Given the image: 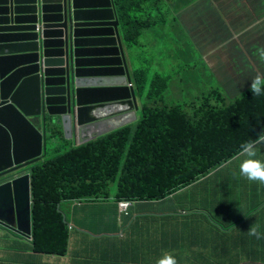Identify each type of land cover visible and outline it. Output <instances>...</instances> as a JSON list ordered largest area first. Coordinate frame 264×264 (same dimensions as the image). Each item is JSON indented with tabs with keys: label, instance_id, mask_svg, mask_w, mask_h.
Instances as JSON below:
<instances>
[{
	"label": "trees",
	"instance_id": "trees-1",
	"mask_svg": "<svg viewBox=\"0 0 264 264\" xmlns=\"http://www.w3.org/2000/svg\"><path fill=\"white\" fill-rule=\"evenodd\" d=\"M223 1L235 4L232 0ZM160 2L162 0H114L126 44L130 50L141 44L146 48L139 56L141 61H137V68L133 58L134 87L141 101L139 121L94 142L63 152L56 148L63 138L59 143L49 140L46 158L31 167V241L17 239L15 245L8 247L14 255L33 253L39 257H64L73 230H69L66 211L62 210V206L72 205L71 212L69 210V221L72 223L71 219L79 209L73 205V201L109 206L121 200L149 202L183 197L190 203L188 214L181 217L185 219L183 226L189 223L188 220L193 221V227L197 225L199 221L194 220L193 212L201 213L199 217L202 223L205 220L219 228L225 227L224 223L229 224L224 216L228 207L223 205L225 202L220 203L217 197L218 193H223L224 183L227 182L226 186H229V183L235 184L237 180L235 177L227 180L228 174L226 179H217L223 168L217 169L237 154L241 144L264 134V95L254 96L246 88L241 91L242 86L250 84L256 76V69L247 67L241 70L243 72L236 79L218 82L219 79L212 77L206 80L204 75L209 76L210 72L197 58L200 52L195 49L196 44L190 50L181 43V53L183 49V54L191 55V61H195L185 75V87L180 88V95H187L184 98L189 101L188 110L187 106L176 101V97H170L172 79L158 71L163 67V62L168 63L167 59L174 54L170 52L167 57L165 52H161L162 47H153L161 39L147 34L156 26L153 11ZM191 3L192 0H181V9ZM147 41L151 44V55L148 57ZM169 50L177 51L171 47ZM197 64H201V67L196 74H192L191 70L196 69ZM178 67L177 73L181 74V62ZM152 74V83L146 87ZM245 76L250 80L241 81ZM229 84L234 87V94L239 91L241 94H233V98L228 100L224 91L231 94ZM225 86L227 89L223 90ZM210 87L213 89L210 90ZM54 137L58 139L63 136L60 133ZM49 151L54 154L49 156ZM111 186H114L113 193ZM57 206L60 212H57ZM257 206L264 210L263 202ZM187 231L190 237L197 234L192 227ZM179 237L181 253L184 237L181 234ZM241 251L240 248L238 252ZM94 252L91 243L83 245L78 263L91 264L93 259L89 257ZM34 258L30 259L33 261Z\"/></svg>",
	"mask_w": 264,
	"mask_h": 264
},
{
	"label": "water",
	"instance_id": "water-1",
	"mask_svg": "<svg viewBox=\"0 0 264 264\" xmlns=\"http://www.w3.org/2000/svg\"><path fill=\"white\" fill-rule=\"evenodd\" d=\"M124 42L114 0H0L4 231H16L22 217L31 224V167L59 130L79 147L139 121Z\"/></svg>",
	"mask_w": 264,
	"mask_h": 264
},
{
	"label": "crops",
	"instance_id": "crops-1",
	"mask_svg": "<svg viewBox=\"0 0 264 264\" xmlns=\"http://www.w3.org/2000/svg\"><path fill=\"white\" fill-rule=\"evenodd\" d=\"M232 2L235 4L231 5L223 0H192V3L184 9H181V0H162V2L158 3L160 10L158 13L161 15L171 13L172 20H177L175 30L178 33L170 36L168 48L179 49L181 47V26L184 28L185 33L191 36L194 26L198 23V38L195 43V49L200 52V56L197 57L198 60L200 59L210 72L209 76L204 75L206 80L212 77L219 79L218 82H222L225 79H236L243 72L241 70L250 66L258 71L260 70L261 60L257 49L264 48V0H232ZM210 10L213 12L216 21L219 22V33H217V36L221 42L217 39L209 41L205 39L206 33L202 30V27L207 21L205 14ZM153 12L157 11L154 10ZM189 12H199L201 16L198 19L182 16V14ZM166 21L167 19L165 18ZM171 27L173 25H168L166 30ZM120 31L122 33L121 28ZM147 34H150L151 37L157 36L162 41L167 33L165 30L159 31L156 25L148 30ZM157 42L153 44V47L157 45ZM124 43L127 51L128 49L131 51V53L128 51L131 55L134 48L130 50L126 42ZM170 52L174 54L173 57L179 58L181 62L180 50H172ZM158 56L163 59L161 54ZM131 58L133 62V55H131ZM164 60L166 59L164 58ZM160 62L161 60L159 59L158 63ZM169 66L171 67L173 64L169 63L168 68ZM258 74L263 75L262 72H256V75ZM176 84L179 85L176 79L170 82L171 90L169 89V94L173 98H175V94L179 95L181 93V91L173 92L172 87ZM247 86H242L241 91L244 88L249 90ZM241 91H239V94H241ZM230 93L234 94L233 91ZM140 115L139 112L138 116L140 117ZM71 142L76 144L73 141ZM260 149L261 156L264 157V145H261ZM236 174L237 172L233 166H227L220 172L217 179L227 178L229 180L230 177H235L238 181ZM226 185L227 182L224 183L223 193H218L217 198L220 203L228 201L229 188L236 186L237 182L235 184L229 183V186ZM141 205L143 206H139L137 209L133 208V213L136 218H141L143 221L144 237L140 246H135L136 248L133 247L132 249L128 248L130 252L129 258H125L121 262H119V256L122 247L117 244H121V241L125 239L126 234L131 230L134 223L126 225L123 222V218L126 217L119 215V211L116 210L114 204L109 206L97 204L92 216L86 213L78 215L79 224L72 217V223L69 222L74 229L69 235V253L73 259V264H79L77 259L80 258L83 245L87 243H91L98 250L102 249L100 250L101 258L110 260L108 263L91 264H157V261L162 260L165 254L173 255L177 260V264H180V259L184 261V264H264V218H262V225H258L262 234L260 240L247 234L249 220L246 219L237 221L234 224L224 223L225 227L222 228L213 224L210 226V235L204 236L202 230L207 222L204 220V223H202L199 217L201 213L199 212H193L195 215L194 220L198 219L199 221L197 225L193 227V221L190 222L188 220L189 223L183 226L185 219L181 217L188 214L190 206L189 201L183 197H172ZM217 212L220 214L219 210ZM224 216L226 217V212ZM78 225H80V228H78ZM95 225L96 228L94 227ZM117 227L121 232L117 231ZM190 227L195 228L197 234L194 237L189 236L190 232L187 230ZM30 230L31 226L27 216L18 219L16 231L13 234L0 228V260H2L0 264H6L4 261L9 260V255L14 253L8 247L15 245L17 237H24L23 235H26V232L30 234ZM118 233L120 235H116ZM180 234L184 237L182 238L184 247L181 253L178 240ZM86 239L89 242H86ZM238 247L242 249L241 252H238L240 249ZM23 254L18 257L13 254V258L19 259V261H15L19 262L17 264H65L63 261L56 262V259L52 260L36 256V258L33 257L34 260L32 261L30 255ZM123 254L127 255L126 250ZM2 255L4 257L1 259ZM21 259L22 262H20Z\"/></svg>",
	"mask_w": 264,
	"mask_h": 264
},
{
	"label": "rangeland",
	"instance_id": "rangeland-1",
	"mask_svg": "<svg viewBox=\"0 0 264 264\" xmlns=\"http://www.w3.org/2000/svg\"><path fill=\"white\" fill-rule=\"evenodd\" d=\"M154 10L157 11V12H153V14L157 19L155 21V23H158L156 25L158 26L159 31L165 30L167 33L166 36L163 37L161 42H157V46L162 47V52H165L167 57H168L170 55V51L168 48L169 43H170V36L176 35L178 33V31L175 30V23L177 22V20L176 19L172 20L171 13L163 14V15L158 13L160 11L158 6H155ZM182 16L186 17V18L198 19V18H200L201 14L199 12H191V13L189 12V13L182 14ZM205 16L207 17V21H205V23L202 27V30L205 31V33H206L205 39L207 41H209L211 39L212 40L217 39L219 42H221V40L217 36V33H219V26H218L219 22H217L216 19L214 18L213 12L210 10L205 14ZM163 18H166L167 21L164 22L163 20H160ZM170 24L173 25V27L168 28V30H166L167 29L166 27ZM197 25H198V23L194 26L193 31L191 33V36L187 35L185 33L184 28L181 26V43H184L188 48H190V50H193V47L195 46V43H196L197 38H198L197 37V34H198L197 33V29H198L197 27L198 26ZM228 32H230V31H228ZM147 45H148L147 51H149V54L146 55V57L151 55V44L148 41H147ZM133 48L134 49L132 50L131 55H133L134 60L136 61L135 67L137 68V66H138L137 61H141L139 56L142 55V51H145L146 48H145L144 44L139 45L137 48L136 47H133ZM177 50L181 51V47ZM128 51H129V49H128ZM129 52L131 53V51H129ZM183 52H184V50L182 49V53H181V74L177 73L178 69H179L178 64L180 63V61H179V58H176V57H172V58L167 59L168 63L163 62V67L158 70L159 72L164 73L166 75V77H170L172 80L176 79L177 82H179V85L176 84L172 87L174 93H177L178 91H180V88L182 89L185 87V75L187 73V70L190 69V67L192 68L193 64L195 62V61H191V55H187L185 53L183 54ZM169 63H172L173 66H171V67L169 66V68H168ZM196 66H197L196 69L191 70L192 74H196L199 71L201 64H197ZM256 72H258V73L262 72V74L264 75V62L261 61L260 70L259 71L256 70ZM175 73H177V74L174 75ZM153 76H154L153 74L149 75V82H148L146 87H149L151 85ZM181 77H184L182 81H180ZM248 80H250V77L245 76V77L241 78V81H248ZM218 85H220V84H218ZM227 86L223 87V90L227 89ZM229 87H231L232 91H234V87H232V85L229 84ZM247 87H249V85ZM224 95H225V98L229 100V99H232L234 95L239 96V92H235L234 95L233 94L231 95V94H228L227 92L224 91ZM186 96H187L186 94H184L183 97L180 94L179 95L175 94V97L177 98L176 101L178 103H181V105H183V106H187V109L190 110L189 109V107H190L189 101H187V99L184 98ZM180 98H181V100H178ZM144 101L145 100H143V102ZM186 102H187V105H186ZM59 132L61 133L60 130H59ZM61 138H63V137H58V139L53 140V142L59 143ZM75 146H76V144L72 143L71 141H66L63 138V140L60 142L59 145H57L56 148L60 152H63L65 150L71 149ZM52 154H54V153L49 151V156ZM239 163L240 162L235 160L234 164H233V168L237 173H239V171H238ZM237 179H238L237 185L231 186L229 188L228 201L225 202L226 204H228L227 205L228 212H226V217L228 218L229 224H233L237 221H242L244 219H247V220H249V223L247 225L248 229L253 224L262 225V218H264V210L259 209V207L257 205L260 202L264 203V185H260L257 182H250L247 179H245L239 175H237ZM110 191L112 193L114 192V186L110 187ZM76 206L79 207L78 213L74 214L73 217L76 220V222L78 223V220H77L78 215H84L86 213V214H89V216H92L94 214V211L96 209L97 204L96 203L85 204V202L84 203L81 202V203H78L77 205H75V207ZM139 206H143V205L136 204L134 207H132L128 210V217L123 218V222L126 225H129L132 222L134 223V225L131 228V230L127 233L128 237L126 234L125 239L123 241H121V244H117L118 246L122 247V249L120 251L119 262L123 261L125 258L128 259L129 254H130L128 248L132 249L135 246H140L141 241L144 237V235H143V227H144L143 221L141 218H136V216H134V213H133V208L137 209ZM70 209H72V205L71 206H69V205H63L62 206V210L66 211V217L68 220L71 218V214L69 213ZM255 211H257V212L253 214V212H255ZM70 212H71V210H70ZM249 214H251L252 217L258 216L259 219L255 218V217L254 218L247 217ZM91 224H93V223H91ZM211 225H213V224L207 223L205 225V227L203 228L202 231L204 233V236L210 235V226ZM94 227L96 228V225ZM14 230L15 229L10 230V233H12V234L15 233ZM117 231L121 232L118 229V227H117ZM80 232L82 233L83 231H80ZM116 235H120V233H118ZM17 239L22 240L23 238L17 237ZM86 242H89L88 239H86ZM179 244H180V240H179ZM94 249H95V252L93 253V255L91 257H89V259L90 258L93 259V261L91 263H104V262L108 263L110 261L109 259L101 258V256H100L101 254H100L99 250L95 247H94ZM100 250H102V249H100ZM125 250H126L127 255L123 254V252ZM115 252H117V251H115ZM19 255H21V254L15 255V257H18ZM0 256H1V254H0ZM65 256L60 257L62 259L51 258V257H44V258H48V259H52V260L56 259V262L63 261V262H65V264H73V259L71 257V254L69 253V247H68V253ZM3 257L4 256L2 255L1 259ZM77 260H79V258ZM1 261L2 260H0V262ZM8 261L15 263V261H19V259L13 258V254H10ZM180 261H181V262H179L180 264H184V261H182V259H180Z\"/></svg>",
	"mask_w": 264,
	"mask_h": 264
},
{
	"label": "clouds",
	"instance_id": "clouds-1",
	"mask_svg": "<svg viewBox=\"0 0 264 264\" xmlns=\"http://www.w3.org/2000/svg\"><path fill=\"white\" fill-rule=\"evenodd\" d=\"M162 20L165 22V18H163ZM257 53H258L259 59L262 62H264V48L257 49ZM247 92H251L252 95L254 96L264 95V75H259V74L256 75L251 81V83L249 84V90H247ZM260 145H264V134L259 135L258 138L255 140H250L248 142L241 144L240 150L237 152V154L231 156L230 159L225 161L223 166H221L217 170L221 168L225 169V167L227 166H233L234 161L236 160L240 162L239 168H238L239 173H237L236 175H239L247 179L250 182H257L260 185H264V158H260L262 155L261 149L260 147H258ZM152 202H156V201L139 202V201H134V200L132 201L121 200V201L113 202V204L115 205L116 210L119 211L120 216L128 217V210L134 207L136 204H151ZM78 203H81V202L73 201V205H77ZM122 203L129 204V206L127 207L125 211H122L119 208V204H122ZM256 212L257 211L253 212V214ZM254 217L257 219L259 218L258 216H254ZM67 221L69 222V220ZM120 222H121V219H120ZM68 226H69V230L74 229L72 225L70 224V222L68 223ZM247 234L251 237H255L257 240H260L262 238V234L259 231L258 225L256 224H253L250 226L249 230L247 231ZM31 237L32 235H31V230H30V236L28 237L30 238V241H31ZM16 241H17V238H16ZM23 255H28V254H23ZM29 255H31L32 257H35V256L39 257L38 255H34L33 253ZM157 264H177V260L175 259L173 255L165 254L162 260L157 261Z\"/></svg>",
	"mask_w": 264,
	"mask_h": 264
},
{
	"label": "built area",
	"instance_id": "built-area-1",
	"mask_svg": "<svg viewBox=\"0 0 264 264\" xmlns=\"http://www.w3.org/2000/svg\"><path fill=\"white\" fill-rule=\"evenodd\" d=\"M131 87V86H130ZM129 206L128 203H122V204H119V208L120 210L122 211H125L127 209V207Z\"/></svg>",
	"mask_w": 264,
	"mask_h": 264
},
{
	"label": "bare ground",
	"instance_id": "bare-ground-1",
	"mask_svg": "<svg viewBox=\"0 0 264 264\" xmlns=\"http://www.w3.org/2000/svg\"><path fill=\"white\" fill-rule=\"evenodd\" d=\"M26 235L29 237L30 236V234L28 233V232H26Z\"/></svg>",
	"mask_w": 264,
	"mask_h": 264
}]
</instances>
